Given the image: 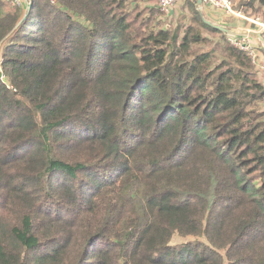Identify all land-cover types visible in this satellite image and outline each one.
Here are the masks:
<instances>
[{
    "label": "trees",
    "instance_id": "obj_1",
    "mask_svg": "<svg viewBox=\"0 0 264 264\" xmlns=\"http://www.w3.org/2000/svg\"><path fill=\"white\" fill-rule=\"evenodd\" d=\"M28 1L0 0V264H264L251 57L197 0L177 25L140 0Z\"/></svg>",
    "mask_w": 264,
    "mask_h": 264
},
{
    "label": "rangeland",
    "instance_id": "obj_2",
    "mask_svg": "<svg viewBox=\"0 0 264 264\" xmlns=\"http://www.w3.org/2000/svg\"><path fill=\"white\" fill-rule=\"evenodd\" d=\"M187 1L188 0H177L173 8L167 14L163 12L164 14L161 15L159 19H162V21L170 22L174 25H177V23H179L180 21L179 18H181L182 20H187V18H189L191 14ZM232 1H233V8L237 13H239L238 15L237 14H227V12L223 10L222 12L219 11L217 14L218 16H220V18L224 20L223 22H226L227 24L232 22L235 18L237 20H240L242 23V25L239 27V30H238V27L236 26L234 28L226 27L228 29H234L237 32L239 31L241 32V33H238L237 35L229 34L227 36V39L230 41V38L233 36H236L238 39H242V37L248 36V33L250 31L260 33L261 37L264 38V20L261 17V9L258 7V5H256L255 10L250 9V8H245V7L239 8L237 6L238 4L237 0L236 1L232 0ZM206 5L207 4H204V3L201 6L197 5L198 10H200V12L202 13V15L207 21L211 22V24L213 25H217L215 24L217 22L213 21L212 23V20L210 19V17H208L205 11ZM186 22L188 23L189 20H187ZM204 34L207 36L208 42L205 45H202L200 49L203 51L213 50V49L215 50L216 48L219 49L218 46L221 41L220 36L218 34H215V33L212 34L209 32H204ZM246 41H248L250 45L253 47V50L257 52V55H258L257 63H253V62L252 63L254 65V71L257 77L264 84V45H261V41H259L255 37H250V35L249 37H247ZM217 54L219 57L223 56V52L220 49L218 50ZM255 105H256V108L260 112L264 111V97L258 100L255 103ZM194 239L196 238L195 237H183V236L176 234L173 237L172 244L179 245L181 243L193 241Z\"/></svg>",
    "mask_w": 264,
    "mask_h": 264
},
{
    "label": "built area",
    "instance_id": "obj_3",
    "mask_svg": "<svg viewBox=\"0 0 264 264\" xmlns=\"http://www.w3.org/2000/svg\"><path fill=\"white\" fill-rule=\"evenodd\" d=\"M12 6L22 7L25 11L29 9V1L28 0H8ZM177 0H158L159 9L168 13L173 6L175 5ZM204 4L211 5L217 9L226 11L227 14H239L233 8L232 0H203ZM203 5V4H202ZM248 36L242 37V39H238L236 36L230 38V43L241 50L245 51L252 59L253 63H257V52L253 50V47L247 40ZM0 78L4 79L5 76L3 74L2 66H1V49H0Z\"/></svg>",
    "mask_w": 264,
    "mask_h": 264
},
{
    "label": "crops",
    "instance_id": "obj_4",
    "mask_svg": "<svg viewBox=\"0 0 264 264\" xmlns=\"http://www.w3.org/2000/svg\"><path fill=\"white\" fill-rule=\"evenodd\" d=\"M141 1V4L144 5V6H158V0H140ZM208 17H210V19L212 20V23L213 21L217 22L215 24H220L221 26H224V27H232L234 28L235 26L238 27V30H239V27L242 25L241 21L240 20H237L235 17V19L230 22V23H226V22H223L224 20L222 18H220V16H218V12H222V10L220 9H217L211 5H206V9H205ZM228 29V28H227ZM234 32H237L236 30L234 29H230ZM238 33H241L240 31L237 32ZM249 37V35H248ZM250 37H254V36H251ZM259 41H261V45H264V41L260 38V37H256ZM261 49V48H260Z\"/></svg>",
    "mask_w": 264,
    "mask_h": 264
},
{
    "label": "water",
    "instance_id": "obj_5",
    "mask_svg": "<svg viewBox=\"0 0 264 264\" xmlns=\"http://www.w3.org/2000/svg\"><path fill=\"white\" fill-rule=\"evenodd\" d=\"M197 4H198V6H201L202 4H203V0H197ZM209 22V21H208ZM209 23H211V22H209ZM216 27H218L219 29H222V30H224V31H226L227 33H229V34H233V35H237V32H234V31H232V30H230V29H227L226 27H224V26H221V25H215ZM248 35H251V36H256V37H260L261 39H263L264 40V38L263 37H261V34L260 33H256V32H252V31H250L249 33H248Z\"/></svg>",
    "mask_w": 264,
    "mask_h": 264
}]
</instances>
